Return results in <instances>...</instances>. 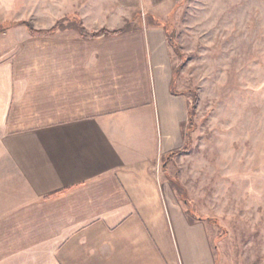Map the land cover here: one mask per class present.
Here are the masks:
<instances>
[{"label": "crops", "instance_id": "1", "mask_svg": "<svg viewBox=\"0 0 264 264\" xmlns=\"http://www.w3.org/2000/svg\"><path fill=\"white\" fill-rule=\"evenodd\" d=\"M171 1L0 0V264H219L162 167L188 119L149 23ZM76 21L132 28L87 39Z\"/></svg>", "mask_w": 264, "mask_h": 264}, {"label": "rangeland", "instance_id": "2", "mask_svg": "<svg viewBox=\"0 0 264 264\" xmlns=\"http://www.w3.org/2000/svg\"><path fill=\"white\" fill-rule=\"evenodd\" d=\"M157 18L175 88L198 97L186 151L162 160L173 199L208 217L219 264H264V0H172Z\"/></svg>", "mask_w": 264, "mask_h": 264}, {"label": "trees", "instance_id": "3", "mask_svg": "<svg viewBox=\"0 0 264 264\" xmlns=\"http://www.w3.org/2000/svg\"><path fill=\"white\" fill-rule=\"evenodd\" d=\"M149 23L150 24H161L160 20L157 18V17H154V16H151L149 18ZM19 24H26L29 31L33 34V35H44V34H50V33H53L55 30H57L58 28H61V27H64L65 24H64V20H59L53 27L51 28H47V29H37L35 28L31 22L29 21H20ZM77 29L80 31V33L87 39H96V38H100V37H105V36H109V35H117V34H121V33H124L128 30H130L132 28V22L131 21H128L126 22V24H124L123 26L119 27V28H115V29H109L107 27H102L100 29H97V30H88L87 27L83 24V22L81 21H76L75 24H74ZM4 29V28H2ZM173 36V35H172ZM170 37V41L172 42V39L173 37ZM176 69L174 70V78H173V81H172V92L173 93H176V94H184L185 92L181 91V90H178L175 88V73H176ZM197 93H195V97H194V100H193V103L192 104H188V118L190 121L193 120V115H194V112H195V107H196V104H197ZM186 122L183 123L182 125V128L185 126ZM188 135V133H187ZM186 133L184 131V128H183V136H184V139H186ZM186 142V140H185ZM185 145L179 149H176V150H173L172 152L168 153L166 156H165V162H167L169 159H171V157L176 154V153H181V152H184L186 151V144L187 143H184ZM170 181L172 182V185L176 188H178L180 190L181 193L185 194V191L184 189H182V186L178 183V181L175 179V178H170ZM59 192H56V193H53L51 195H49L48 197L52 196V195H55ZM188 212V211H187ZM190 217H192V219L194 217H198V218H205L203 216H196L195 214L193 213H190L188 212ZM208 218V217H206Z\"/></svg>", "mask_w": 264, "mask_h": 264}]
</instances>
